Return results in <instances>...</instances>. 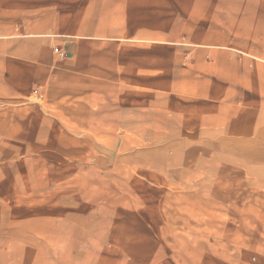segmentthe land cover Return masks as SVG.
Returning <instances> with one entry per match:
<instances>
[{"label":"rangeland","instance_id":"1","mask_svg":"<svg viewBox=\"0 0 264 264\" xmlns=\"http://www.w3.org/2000/svg\"><path fill=\"white\" fill-rule=\"evenodd\" d=\"M0 264H264V0H0Z\"/></svg>","mask_w":264,"mask_h":264},{"label":"built area","instance_id":"2","mask_svg":"<svg viewBox=\"0 0 264 264\" xmlns=\"http://www.w3.org/2000/svg\"><path fill=\"white\" fill-rule=\"evenodd\" d=\"M56 52H59V48L58 47H56ZM62 53V52H61Z\"/></svg>","mask_w":264,"mask_h":264}]
</instances>
